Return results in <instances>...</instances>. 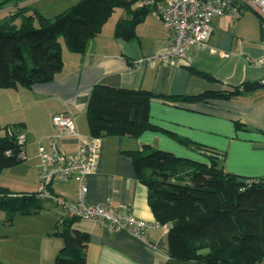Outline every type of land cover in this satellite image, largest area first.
<instances>
[{"label": "crops", "instance_id": "1", "mask_svg": "<svg viewBox=\"0 0 264 264\" xmlns=\"http://www.w3.org/2000/svg\"><path fill=\"white\" fill-rule=\"evenodd\" d=\"M80 1L16 0L0 10V19L4 16L2 13L18 7L35 8L43 16L54 18ZM125 15L123 9H117L102 34L91 41L86 53H73L64 44V68L56 81L31 88L0 89V98L5 94L16 95V124H22V129L30 135L31 145L27 139L25 150L34 167L32 176L23 177L19 190L3 183L4 171L0 179L3 187L14 193L37 194L41 184L38 151L40 146L48 147L49 138L57 133L55 116L74 117L82 138L91 137L87 108L96 85L146 90L163 96H197L257 84L263 76V68L258 63L264 57L263 18L251 8L238 21L230 17L216 18L208 46L192 50L188 59L175 65L158 60L172 35L157 15L150 10L137 26L135 39L130 41L116 36V26ZM192 68L210 74L217 82L195 75ZM150 114L153 125L201 145L208 155L219 157L226 173L246 179H264V87L230 100L201 103L154 100ZM101 141L100 167L87 178L88 203H111L115 208L127 206L134 217L148 222L156 221L148 192L138 180L132 158L125 152L150 146L179 158L209 163L203 153L186 148L163 132L148 131L140 137L126 134ZM78 146V138L66 137L60 149L70 154ZM78 189L77 183L68 182L57 186L54 194L73 202ZM52 203L53 206L44 203V210L20 215L16 221L19 239L16 264H55L63 248L62 240L54 235L55 226L64 213L54 201ZM75 228L90 235L88 264H193L171 257L170 228L151 230L147 240L127 232L101 230L93 221H77ZM0 262L5 264L6 261L0 256Z\"/></svg>", "mask_w": 264, "mask_h": 264}, {"label": "trees", "instance_id": "2", "mask_svg": "<svg viewBox=\"0 0 264 264\" xmlns=\"http://www.w3.org/2000/svg\"><path fill=\"white\" fill-rule=\"evenodd\" d=\"M141 0H81L54 18L31 7H18L3 19L11 21L0 29V89L17 90L56 81L64 68L63 46L77 54L86 53L100 36L117 9L125 11L116 26V36L136 37V28L150 12L137 6ZM16 0L0 3V10ZM208 81L217 80L191 69ZM262 88L244 84L224 91L197 96H163L146 90H128L104 85L93 87L87 108L93 138L140 137L148 131L163 132L188 149L203 153L209 163L176 157L150 146L125 152L132 158L139 182L148 192V202L157 222L169 226L171 257L193 264H262L264 262V179H246L224 171L219 157L203 147L168 133L151 123V104L163 102L201 103L230 100L244 92ZM22 124L0 131V179L4 171L25 160L18 142ZM239 129H243L238 125ZM46 200L36 193H14L0 184V212L12 223L15 215L44 210ZM78 220L62 219L55 236L63 242L55 264H88L90 235L75 228ZM0 264H3L0 262Z\"/></svg>", "mask_w": 264, "mask_h": 264}, {"label": "built area", "instance_id": "3", "mask_svg": "<svg viewBox=\"0 0 264 264\" xmlns=\"http://www.w3.org/2000/svg\"><path fill=\"white\" fill-rule=\"evenodd\" d=\"M137 6L153 11L172 37L166 51L159 56L161 62L172 65L188 59L192 50L205 49L213 35L216 18L230 17L241 20L248 9H253L262 18L264 41V0H141ZM5 15V13H2ZM229 57V55H226ZM263 76L258 84L264 87V57L258 60ZM57 133L48 140V147L40 146V187L37 196L54 201L62 210L64 219L93 221L98 228L112 233L127 232L141 240H147L151 230L169 228L159 222H148L134 217L129 207L115 208L111 203L96 205L88 203L87 178L96 173L102 157L101 138H82L76 119L67 114L54 117ZM18 142L24 146L20 157L26 160V135L17 131ZM66 137L79 139L73 153L61 151L60 144ZM78 184L77 199L73 202L57 198L55 188L61 184Z\"/></svg>", "mask_w": 264, "mask_h": 264}, {"label": "rangeland", "instance_id": "4", "mask_svg": "<svg viewBox=\"0 0 264 264\" xmlns=\"http://www.w3.org/2000/svg\"><path fill=\"white\" fill-rule=\"evenodd\" d=\"M15 124L16 95H12V93L11 95L5 94L4 97L0 98V131L8 125ZM17 131L26 135L28 145L30 146V135L28 132L22 129V127H20ZM31 165L33 166L32 159L27 157L26 160L18 167L5 171L3 183L12 185L16 188V190L21 189L19 187L23 177L32 176L34 167ZM29 189L33 190V187L30 186ZM52 202L51 200H46L45 203L49 206H53ZM5 215L7 216L6 220H4ZM18 218H20V215H15L12 223H10L8 222V215L4 212H0V256L8 264H16V244L19 242L18 235L16 236V221ZM6 262L4 263L7 264Z\"/></svg>", "mask_w": 264, "mask_h": 264}, {"label": "water", "instance_id": "5", "mask_svg": "<svg viewBox=\"0 0 264 264\" xmlns=\"http://www.w3.org/2000/svg\"><path fill=\"white\" fill-rule=\"evenodd\" d=\"M10 21H11V18L0 19V29L5 27ZM239 181L243 184L247 183V180L245 178H240Z\"/></svg>", "mask_w": 264, "mask_h": 264}]
</instances>
